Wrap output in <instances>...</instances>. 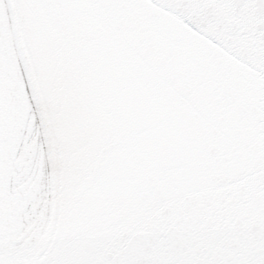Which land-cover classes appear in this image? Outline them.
Listing matches in <instances>:
<instances>
[{
    "label": "snow or ice",
    "instance_id": "obj_1",
    "mask_svg": "<svg viewBox=\"0 0 264 264\" xmlns=\"http://www.w3.org/2000/svg\"><path fill=\"white\" fill-rule=\"evenodd\" d=\"M0 264H264V0H0Z\"/></svg>",
    "mask_w": 264,
    "mask_h": 264
}]
</instances>
